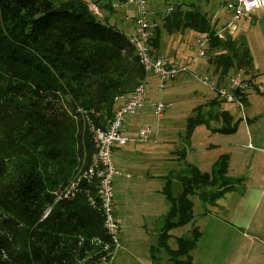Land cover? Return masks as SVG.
Returning a JSON list of instances; mask_svg holds the SVG:
<instances>
[{"label":"trees","instance_id":"16d2710c","mask_svg":"<svg viewBox=\"0 0 264 264\" xmlns=\"http://www.w3.org/2000/svg\"><path fill=\"white\" fill-rule=\"evenodd\" d=\"M115 1L126 2L95 4L111 14ZM184 6L185 1L176 3L153 27L152 49L159 54L164 33L182 28L208 32L209 50L216 52L207 60L219 78L237 71L248 76L247 89L236 92L245 103L254 81L249 47L242 42L235 50V40L217 37L208 16L194 4V9ZM146 78L130 37L88 3L0 0V264H100L109 257L95 241H106L107 235L101 213L87 201L95 187L83 172L96 152L95 129L105 128L113 116L115 97L131 94ZM204 109L195 107L187 118L184 143L211 120L221 122L213 131H237L238 119L228 110L206 116ZM186 153L185 147L179 151L182 170L166 177L163 191L170 207L150 247L156 264L160 252L171 264H194L200 229L195 226L191 238L175 237V247L171 231L195 220L198 199L214 204L235 187L228 177L229 154H222L211 171H202L187 163ZM176 176L182 186L177 196L172 188ZM70 180L78 183L76 196L55 202V192Z\"/></svg>","mask_w":264,"mask_h":264},{"label":"rangeland","instance_id":"374dc122","mask_svg":"<svg viewBox=\"0 0 264 264\" xmlns=\"http://www.w3.org/2000/svg\"><path fill=\"white\" fill-rule=\"evenodd\" d=\"M52 1L57 3L66 0ZM84 1L89 3L92 2V0ZM157 1L158 0H147L148 10L150 12H156L157 10V13H155L153 17V27L157 25V23H160V25L162 24L164 16L167 15V12L169 13L171 11L170 6L173 5V3H180L184 1L186 2V6L183 7L185 10L189 9L190 7L191 9H194V7L192 6L194 4L200 12L208 16L209 20L211 19V17L216 15H221L223 20L227 19V16V20H229L230 18V16L227 15L224 10L225 2L228 0H161L160 5L162 10L157 9L160 7V5L156 3ZM187 4L192 5L188 7ZM114 5L115 7L117 6V8H127L128 6V13L134 15L138 13L137 6L134 4L126 5V2L124 4H120L116 1ZM89 6L91 9V5ZM260 12L261 13L258 15L260 16V18L257 19V24L261 30L254 27L251 28L247 34L248 38L250 37V39L252 40V46L257 54L264 53V47H262L261 44V41L264 43V9L263 12ZM212 26L215 25L212 24ZM216 28H220V26L215 27V29ZM182 29L183 30L178 31V34H176L177 31L173 33V38L171 40L169 39L170 41L168 43V51H170L171 49L176 50L177 57L183 60L179 62L187 65L189 69L188 71L181 73L178 77H176L171 84H167L165 90L172 89L174 87L169 99L167 100L170 103L169 108L160 116L154 113L153 105L158 100H164L162 96L164 93H159L158 90L152 89L149 97L145 99L143 106L137 111L136 114L128 117L135 119V122L137 124H141L138 129L144 125L151 126L153 128L154 134L156 135L155 138H152V140L154 141L152 148H156L152 150L154 161L153 163H151V161L149 160L146 162L142 161L138 164H135L134 166L127 165L128 167H130V170L128 171L130 173V177L127 175L122 176L125 174V172L123 171L124 173L122 174V171L120 169V174L115 176L114 198L117 204L116 212L118 222L120 224V236L122 244L117 250L115 248L114 250L109 252L110 255L108 258H106L105 260L101 258V261L99 262L100 264H156L153 262L152 256L150 254V247L151 245L157 243V229L161 228L163 225V218L159 219L163 212V208L161 207L159 197L155 195V192H153L152 189L157 186L159 180L145 178L140 170L147 169L148 167H151L154 170L160 168V165H156V159L159 157V153H156L155 151L159 150L160 148H176L179 139L178 133L185 129L187 118L193 115L192 109L203 103L207 97H210L212 95L213 97L215 96V98L212 99L211 102L213 105L219 106L218 108L220 110L216 113V115H218L222 110H226L222 107L224 103L229 105L230 109H232L235 113H238L235 103H226L219 99L215 95L216 93L213 92V90L209 86L205 85L199 78L205 75H209L211 77L213 75L216 77L218 76V74L213 71L214 69L212 70V67L207 63L209 53L213 54L216 51L210 52L209 44L208 56L206 58H198L197 60H195L194 57L197 55L198 48L196 41L194 43L193 29ZM184 30L185 32L183 33ZM231 30L233 31V34H238V32H240L238 27L232 28ZM259 33L261 40L258 37ZM167 35L168 37L170 36L166 33L163 34L162 39L164 37L167 38ZM228 37L231 38L232 36L225 32L224 39ZM233 37L237 44L235 50L237 47L239 49L240 44L243 42L242 38H240V34ZM253 71L256 72L255 66L253 67ZM237 72H241V76L243 79L248 77L244 74L243 71ZM252 84L253 88H250L252 90L250 91L251 96L249 99L251 106L247 107L244 105V109H240V115L244 117L243 114L246 113L247 117L257 119L255 123H260L262 125V128L260 130L263 131L264 121H259V119H264V90L262 88H259V83L258 86L255 83ZM214 100L219 101V103L217 101L216 103H213ZM215 106H213L214 110L216 109ZM255 112L257 113L255 114ZM220 125L221 122L217 120L216 122L215 120L212 122V126L217 127ZM257 130L258 129H256L254 126L250 127V131L252 134L257 132ZM234 133H236V131L233 133L218 132L217 134L214 133L210 135L207 128L205 126H201L196 130L193 145L186 146L187 152H190V157L189 159H187V161L189 163L194 162L195 164L199 161V158H202V156L206 157L207 162H205L203 168H205L204 170L206 171H210L212 162L218 159L219 154H222L224 151L229 149L228 146L225 147L226 143L232 142V140H234L235 136L228 134ZM133 136L138 137V134L136 133ZM208 143L220 145L217 147V149L212 148L209 152H200V146ZM149 146V144H143L141 145V148H148ZM180 148L181 145L179 146V149ZM183 166L184 165L181 162L179 163L177 168ZM229 177L230 179H233L234 173L231 172ZM71 181L73 180H70L69 182ZM180 185L181 184H179L178 187H180ZM198 218V222L201 220V224L202 226H204L202 231H200L203 232L204 230L205 233H207V237L205 239L208 240V244L213 245L212 230L214 229V225L210 222V220L203 219L201 215H199ZM194 221L172 230L171 233L173 234V238L170 240L172 246H176V236H186L188 238L192 237ZM231 253L232 251H226L225 258H221L224 264H238V259H230ZM160 254V261L157 264H171L169 256L166 253L160 252ZM243 255L241 257L242 261L239 264H264V256L262 259H259L255 251L252 249L250 241L246 239H244Z\"/></svg>","mask_w":264,"mask_h":264},{"label":"crops","instance_id":"0c3cea01","mask_svg":"<svg viewBox=\"0 0 264 264\" xmlns=\"http://www.w3.org/2000/svg\"><path fill=\"white\" fill-rule=\"evenodd\" d=\"M96 1L97 0H92V2L90 3L86 1L84 2L88 3V5H92L95 4ZM115 2H113L112 4V6L114 7L113 13L109 14L105 10L100 9L101 14L99 16L102 18L107 17L112 23H117L119 28L123 29L128 36H131L132 34L135 33V28H136L135 18L137 14L134 15L128 13L127 12V9L129 8L128 6L127 8L124 7L117 8V6L115 7L114 5ZM60 3L61 2H57L56 5H59ZM156 3L160 5L161 0H158ZM175 4L176 3H173V5H171L170 8L173 9ZM157 9L162 10L161 5ZM260 11L263 12V9L255 11L250 17L243 18L238 22V24H236V27H238L240 31L238 32V34H233V31H230V33L228 34L232 36L231 39H234L233 36H238L240 34V38H242V41L246 43L247 46L249 47L253 57V64L256 68V72H254L253 74L255 77L253 83H255L257 86L259 83V88H262L264 90V53L257 54L252 46L253 44L252 40L250 39V37L248 38L247 36L251 28L255 27L261 30L257 24L258 21L257 19L260 18V16H258L261 13ZM150 13L153 18L154 14L157 13V10L156 12L151 11ZM227 19L223 20L221 15H216L211 17L210 20L211 23L215 25L214 27H219V26L222 27L227 24L228 22ZM184 32L185 30L183 31V33ZM176 34H178V31L176 32ZM199 34L200 32L193 30L194 43L195 41L197 43V38ZM173 36H174L173 34L170 35L169 37L167 35V38L164 37L162 39L159 55L166 56L175 61H183L182 59L177 57L176 50L171 49L170 51H168V43L173 38ZM258 37L260 38V33L258 34ZM261 44L262 47H264V43L262 41ZM207 63L209 64L208 61ZM210 66L212 67L213 70L214 67L212 65ZM174 80L170 81V83L168 84H171ZM156 86H157V80L153 76L149 75L145 79L146 98L149 97V94L151 93L152 89L156 90ZM172 89H168L163 92L164 94L162 96L165 101L169 99L170 94L172 93ZM251 90L252 89L248 90V93L246 95L247 101L244 103V105L247 107L251 106V103L249 101L251 96L250 93ZM214 98L215 96L213 97L212 95L210 97H207L203 103L199 104V105H205L204 111L207 116L211 114H216L220 110L218 108L219 106H215L212 104L211 101ZM213 106H215L216 108L215 110L213 109ZM222 107L228 110L231 114H233L235 119H238V129L236 133L228 134L235 136L234 140H232V142L226 143L225 147L228 146L229 149L222 153V154H229L230 156L228 177L230 176L231 172L234 173L233 179H230V177L229 179L235 185V187L233 190L224 194L214 204H205L204 202H201L199 199L197 200L195 204L197 215L194 221V227L196 226L202 231L204 227L201 224L202 221L200 220L198 222L199 219L198 217L199 215H201L203 219L210 220V222L214 225V229L212 230L213 245L207 243L208 240L205 239L207 237V233H205V231L203 230L200 242L197 248L192 252L194 264H224L221 258H225L226 251H232V253L230 254V259L231 260L238 259V264H239L242 261L241 257L243 255L244 239L250 241V245L257 254V257L259 259H262L264 256V130L263 131L260 130L262 128V125L260 123L259 124L255 123L257 119H254L252 117H247L246 113L243 114L244 117L241 116L240 108L238 106H237L238 113H235L232 109H230V106L225 103L224 105H222ZM256 113L257 112H255V114ZM212 119H216V118H212ZM260 120H262V122L264 121V119H259V121ZM213 121L214 120L210 121V126L201 125L207 128L210 135L214 133L216 134L218 133L217 131H213L212 130L213 128L221 127V125L217 127L212 126ZM140 125L141 124H137L135 122V119L127 118L124 124V133L133 140H130L126 145L117 146L113 150V159L116 166L122 171V174L125 172L124 175L121 174L122 176L127 175L130 177V173L128 172L130 170V167H128L127 165L134 166L135 164H138L139 162L142 161L146 162L149 160L151 161V163H153L154 161V157L152 156L153 154L152 150L156 148H152L154 143L152 138H155L156 135L154 134L153 128L150 126L153 131V135L150 137V140L152 141L149 140V142H142L137 140V137L133 135L136 133L138 134L140 128L143 127L141 126L138 129ZM201 126H198L194 130L191 140L190 142H187V144L184 143V141H182L181 139V133L184 131L183 130L178 133L179 139L176 148H172V149L160 148L159 150L155 151L156 153H159L158 154L159 157L156 159V165L157 166L160 165V168L154 170L151 167H148L147 169L140 170L145 178L159 180L157 186H155L152 189V191L155 192V195L159 197L161 207L163 208V212L159 217V219L163 218L164 220V216L166 215L170 207L169 201L166 198L165 193L163 191L167 183L166 177H168V175L170 174L173 173L175 174L182 170L181 167L177 168L179 163H181L182 161L180 160L178 155L179 151L184 147L186 148V146L193 145V142L195 140L196 130ZM252 126L258 129L257 132L253 134L250 131V127ZM143 144H149L150 146L148 148H141V145ZM180 145L181 148L179 149ZM219 145L220 144H214V143L201 145L200 152L202 153L209 152L212 148L217 149ZM222 154H219L218 158ZM189 157H190V152H187L186 161L187 159H189ZM198 160L199 161L197 163L194 164V162L192 163L190 162V164L198 167L202 171H206L204 170L205 168L203 167L205 162H207L206 161L207 158L202 156V158H199ZM214 162H212L211 168ZM187 163L189 162L187 161ZM172 181H173L172 184L173 193L175 196H177L179 193H181L182 186L180 185V187H178L179 184L181 183L179 182L177 176L173 177ZM115 205L117 209L116 201H115ZM160 229L161 228L157 229L158 235H159L158 231H160Z\"/></svg>","mask_w":264,"mask_h":264},{"label":"built area","instance_id":"2783aa9c","mask_svg":"<svg viewBox=\"0 0 264 264\" xmlns=\"http://www.w3.org/2000/svg\"><path fill=\"white\" fill-rule=\"evenodd\" d=\"M137 6L138 13L135 18V33L130 37V43L134 46L135 53L144 68L146 76H153L157 80L156 90L163 93L167 84L178 77L181 73L188 71L189 67L179 61H175L166 56L157 54L151 47L149 40L153 35L152 15L147 8V0H126V5ZM264 9V0H228L225 2L224 10L230 16L227 24L215 29L217 37L223 38L225 32L230 33L232 28L243 18L250 17L255 11ZM91 10L100 15L97 5H91ZM211 36L208 32H203L197 38L198 58L208 56V46ZM200 80L209 86L216 96L224 102L235 103L240 109H244V103L236 92H244L248 87L247 78L243 79L241 72H234L226 79L219 76L205 75L199 77ZM146 99L145 81L139 84L129 95H117L115 97V111L108 120L105 128L95 129L96 152L90 164L83 172L94 191H88L87 201L90 206L96 208L103 217V227L107 235V240L103 241L94 238L96 243L102 246L108 253L121 246L120 224L118 222L116 205L114 199V178L120 174L119 168L113 159V150L117 146L126 145L131 139L124 133V124L130 115H134L143 106ZM170 106V103L161 99L154 105V113L162 115ZM153 135L152 128L144 125L138 131L137 140L147 142ZM78 183L71 181L65 188L56 191L55 202L63 198H73L78 192ZM50 206L44 213L46 217L51 211ZM115 250V252H116ZM110 255V253H109ZM103 260L106 258L103 257Z\"/></svg>","mask_w":264,"mask_h":264}]
</instances>
